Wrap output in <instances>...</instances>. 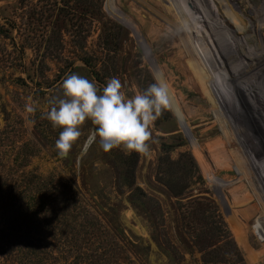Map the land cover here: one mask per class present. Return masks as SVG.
Returning a JSON list of instances; mask_svg holds the SVG:
<instances>
[{
	"label": "rangeland",
	"instance_id": "1",
	"mask_svg": "<svg viewBox=\"0 0 264 264\" xmlns=\"http://www.w3.org/2000/svg\"><path fill=\"white\" fill-rule=\"evenodd\" d=\"M70 74L129 98L162 76L149 155L89 146L86 119L58 156ZM256 218L264 0H0V264H264Z\"/></svg>",
	"mask_w": 264,
	"mask_h": 264
},
{
	"label": "clouds",
	"instance_id": "2",
	"mask_svg": "<svg viewBox=\"0 0 264 264\" xmlns=\"http://www.w3.org/2000/svg\"><path fill=\"white\" fill-rule=\"evenodd\" d=\"M146 90L131 98L122 91L119 79L111 78L99 89L95 82L78 74L68 75L61 84L64 99H53L46 114L54 128H61L55 149L61 158L67 157L73 143L82 135L79 130L86 119L94 126L87 144L99 139L104 152L121 148L126 154H150L151 127L171 106L167 84L160 74ZM28 112L33 108L28 107Z\"/></svg>",
	"mask_w": 264,
	"mask_h": 264
},
{
	"label": "built area",
	"instance_id": "3",
	"mask_svg": "<svg viewBox=\"0 0 264 264\" xmlns=\"http://www.w3.org/2000/svg\"><path fill=\"white\" fill-rule=\"evenodd\" d=\"M255 227H254V233L255 236L258 238L259 241L264 242V233L262 232V223L260 222L259 218H256L255 220Z\"/></svg>",
	"mask_w": 264,
	"mask_h": 264
},
{
	"label": "trees",
	"instance_id": "4",
	"mask_svg": "<svg viewBox=\"0 0 264 264\" xmlns=\"http://www.w3.org/2000/svg\"><path fill=\"white\" fill-rule=\"evenodd\" d=\"M30 260H31V259H30ZM31 261H32V260H31ZM31 261H30V262L28 261L26 264H29V263L31 264Z\"/></svg>",
	"mask_w": 264,
	"mask_h": 264
},
{
	"label": "bare ground",
	"instance_id": "5",
	"mask_svg": "<svg viewBox=\"0 0 264 264\" xmlns=\"http://www.w3.org/2000/svg\"><path fill=\"white\" fill-rule=\"evenodd\" d=\"M253 10V9H252ZM259 10H261V9H259ZM250 11V10H249ZM233 13V12H232ZM260 13V12H259ZM234 15V14H233Z\"/></svg>",
	"mask_w": 264,
	"mask_h": 264
}]
</instances>
